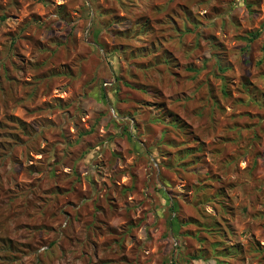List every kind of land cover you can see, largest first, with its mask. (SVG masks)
<instances>
[{"label": "rangeland", "instance_id": "1", "mask_svg": "<svg viewBox=\"0 0 264 264\" xmlns=\"http://www.w3.org/2000/svg\"><path fill=\"white\" fill-rule=\"evenodd\" d=\"M0 264H264V0H0Z\"/></svg>", "mask_w": 264, "mask_h": 264}]
</instances>
